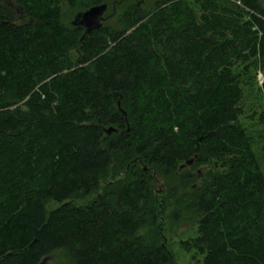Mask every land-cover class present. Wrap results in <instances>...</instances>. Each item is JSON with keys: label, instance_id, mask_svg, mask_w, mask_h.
I'll use <instances>...</instances> for the list:
<instances>
[{"label": "trees", "instance_id": "1", "mask_svg": "<svg viewBox=\"0 0 264 264\" xmlns=\"http://www.w3.org/2000/svg\"><path fill=\"white\" fill-rule=\"evenodd\" d=\"M11 1L25 18L0 5V264H172L139 236L157 222L145 176L70 202L99 190L117 152L166 172L220 162L194 247L203 264H264V141L244 124L252 73L264 75V0H163L150 14L126 0ZM62 3H119L125 27L83 38Z\"/></svg>", "mask_w": 264, "mask_h": 264}, {"label": "rangeland", "instance_id": "2", "mask_svg": "<svg viewBox=\"0 0 264 264\" xmlns=\"http://www.w3.org/2000/svg\"><path fill=\"white\" fill-rule=\"evenodd\" d=\"M161 1L163 0H126L125 3H140L145 14H150L157 9ZM0 5L13 11L19 20H24V12L15 2L0 0ZM120 5L108 4L109 10L104 16V26L113 30L125 27L124 18H121L120 13L124 9ZM62 7L63 22L71 25L80 9L70 8L64 3ZM70 58L76 64L79 59L78 51L70 52ZM252 74L255 89L252 92L247 91L245 101L247 118L244 124L257 137L258 145H261L264 139H260V135L264 134V127L260 124L258 116L255 120L250 118L254 109L258 110L259 115L264 112V97L257 91L258 85L264 82V75L260 71ZM222 173L223 166L215 160L209 161L206 165L181 163L174 171L166 172L162 167L147 165L139 157L134 155L127 157L117 152L113 156L110 174L100 185L99 190L90 196L79 194L70 202L77 206H86L102 196L111 198L119 187L145 176L148 182V205L156 210L157 222L152 228H143L139 236L145 241H154L163 246L170 254L172 264H203V255L194 247V242L199 236L198 203L200 197L210 190L215 178ZM58 205L49 202L47 209H54ZM58 260L70 261L65 253L59 254ZM45 264H53V261H46Z\"/></svg>", "mask_w": 264, "mask_h": 264}, {"label": "water", "instance_id": "3", "mask_svg": "<svg viewBox=\"0 0 264 264\" xmlns=\"http://www.w3.org/2000/svg\"><path fill=\"white\" fill-rule=\"evenodd\" d=\"M108 11V6L106 4L98 5L92 7L86 11L78 13L72 25L75 27H83L85 29L83 38L89 35L92 31L101 29L104 22V16ZM116 131L114 128H108L106 130L107 134H111ZM188 165H192L193 161L187 162ZM46 260L40 264H45Z\"/></svg>", "mask_w": 264, "mask_h": 264}]
</instances>
